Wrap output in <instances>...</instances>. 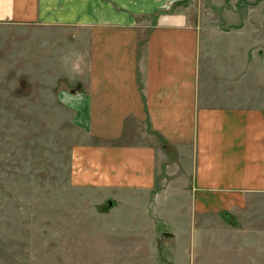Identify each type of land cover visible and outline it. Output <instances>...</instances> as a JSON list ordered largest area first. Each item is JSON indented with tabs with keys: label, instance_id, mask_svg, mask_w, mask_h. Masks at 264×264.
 Wrapping results in <instances>:
<instances>
[{
	"label": "rangeland",
	"instance_id": "1",
	"mask_svg": "<svg viewBox=\"0 0 264 264\" xmlns=\"http://www.w3.org/2000/svg\"><path fill=\"white\" fill-rule=\"evenodd\" d=\"M182 4L208 88L223 79L240 102L264 106V0ZM27 43L38 47L39 33L0 25V264H264V195L198 209L184 163L148 192L74 184L71 155L85 132L58 99L67 68L58 61L46 76Z\"/></svg>",
	"mask_w": 264,
	"mask_h": 264
},
{
	"label": "crops",
	"instance_id": "2",
	"mask_svg": "<svg viewBox=\"0 0 264 264\" xmlns=\"http://www.w3.org/2000/svg\"><path fill=\"white\" fill-rule=\"evenodd\" d=\"M184 1L0 0V25L39 33L26 58L46 76L58 61L67 68L58 99L85 132L74 184L148 192L185 164L198 209L264 195V106L240 102L223 79L208 88Z\"/></svg>",
	"mask_w": 264,
	"mask_h": 264
},
{
	"label": "water",
	"instance_id": "3",
	"mask_svg": "<svg viewBox=\"0 0 264 264\" xmlns=\"http://www.w3.org/2000/svg\"><path fill=\"white\" fill-rule=\"evenodd\" d=\"M109 203H110V201H109ZM163 234H165V233H163Z\"/></svg>",
	"mask_w": 264,
	"mask_h": 264
}]
</instances>
